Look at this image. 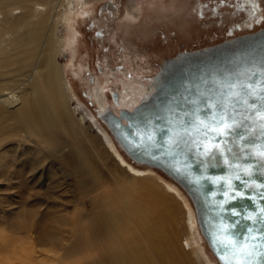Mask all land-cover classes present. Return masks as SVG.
I'll return each instance as SVG.
<instances>
[{"label": "rangeland", "instance_id": "1", "mask_svg": "<svg viewBox=\"0 0 264 264\" xmlns=\"http://www.w3.org/2000/svg\"><path fill=\"white\" fill-rule=\"evenodd\" d=\"M134 1L91 0L83 9L73 15L68 14L66 21L61 20L58 35L76 32L73 39L64 41V55L58 57L75 99L64 106L67 109V114H64L61 109H54L52 101L41 92L47 118L57 133L54 139L44 144L31 143L23 134L25 126L19 110L0 106V142L3 140L0 145V264H99L95 259L93 262L86 260L94 254L93 249L85 246L95 244L103 252V243L110 245V235L106 229L100 235H94L90 230V219L85 215L90 218L97 215L101 203L104 202L105 207L109 199L119 226L132 239L139 264L142 261L144 264H162L165 258L162 251L158 254L153 249L150 239L129 212V198L119 190L114 177L120 174L116 173L115 162L107 150L102 149L105 145L92 142V138L98 137L97 131L88 122L80 121L81 114L75 110V103L82 102L97 114V106L88 95L93 80L92 84L101 83L105 87L108 102L105 108L117 113L112 104L119 103L123 88L121 81L113 76L125 81L131 78L128 83L132 85L135 81L150 84L163 70V65L179 54L205 49L264 28V0H136L137 9H131ZM108 2L111 6L106 8ZM126 12L138 15L133 18ZM44 40L45 37L41 41ZM50 46L54 48L52 44ZM40 50L38 48L37 51ZM37 59L35 57L33 61ZM127 88L132 93L131 88ZM114 95H117V101H114ZM97 122L114 139L98 116ZM78 124L84 128V133ZM16 130H20L25 138L20 145L12 142L13 146L8 149L5 141H15ZM116 145L126 162L139 170L148 169L146 165L135 163ZM34 157L38 163L44 158L42 162L48 167L34 163ZM32 166L33 170L29 171ZM152 168L158 177L177 185L166 173ZM14 169L25 172L23 177L27 178L16 179L12 174ZM119 178L128 181L129 175L122 173ZM147 178L157 183L153 174ZM54 180L60 183H52ZM114 183L117 184L115 188ZM99 193H104L100 205L90 207L89 203ZM79 203L84 216L78 221L79 228L63 239L65 248L48 250L46 246L35 244L29 231L35 219L50 225L51 222L43 218L48 211L59 209L63 204L65 212L76 215L80 212ZM180 215L174 224L179 235L184 224L183 215ZM201 236L202 239H198L200 249L190 255V259L194 264L217 263ZM66 247L71 250H65Z\"/></svg>", "mask_w": 264, "mask_h": 264}, {"label": "bare ground", "instance_id": "2", "mask_svg": "<svg viewBox=\"0 0 264 264\" xmlns=\"http://www.w3.org/2000/svg\"><path fill=\"white\" fill-rule=\"evenodd\" d=\"M90 1L0 0V47L2 49L0 51V106L19 110L23 117L22 123L25 126L23 134L33 144L36 142L44 144L54 139L57 134L47 118L42 99L44 95L41 92L52 101L51 104H54V109H61L64 114H67V109L64 106L71 99H75V95L70 91L65 80L63 65L58 63V57L64 55V41L68 40L67 42H69V39H73L76 32L68 33L66 36H60L57 32L61 20L66 21L68 14L73 15L86 7ZM135 2L136 0L133 2L131 9H137ZM16 9H20L17 14ZM14 11L16 12L14 13ZM132 12L126 13L136 18L138 14H132ZM43 37H45V40L41 41ZM247 39L246 37L238 38L237 44L239 45ZM228 41H232V39ZM38 48H41L39 52L37 51ZM182 54H179V57L177 56L176 61L170 62L169 60L166 62L162 67L163 70L157 73L150 84L135 81V85H132L130 82L128 83L132 80L131 78L124 81L119 76L114 77L115 80L121 81V87L123 88L120 90L119 103L112 104L117 113L105 108V105L108 104L105 87L101 83H97L95 86L92 84L93 80L90 82L91 88L88 95L93 98V104L97 106V114L91 112L82 102L75 103V110L81 114L80 121L88 122V125L93 126L97 131L98 137H95V139L91 137L92 142L105 145V149L104 147L102 149L105 152L107 150L106 153H109L110 158L115 162L116 173L120 174L114 177L119 190L129 198V203H127L129 212L150 239L149 243L154 246L153 249L158 254L162 251L165 257L162 264H194L193 259H190V255L200 249L198 239H202V236L193 202L171 176L168 175L179 186L165 181L164 178H160L161 176L158 177L153 173L151 170L153 168L150 165L137 163L148 167V169L139 170L126 162L118 152L116 143L118 145L119 143H115L109 132L101 128L97 122V116L103 120L107 111H111L115 115H119L121 109L132 111L142 101L148 100L155 93L158 83L165 74L171 70L173 71L177 66L183 65L188 54ZM35 57H38V59L34 62ZM42 57L43 60L41 61L40 58ZM126 86L131 88L133 96L132 93L127 94L126 90L128 88L126 89ZM78 128L84 133V128L81 125L78 124ZM23 134L20 130H16V140L5 141L9 146L8 149L13 146L12 142L20 145L23 138H25ZM2 143L3 140L0 145ZM44 160L42 158L41 162L39 160L38 163L34 157L33 162L48 167L47 163L42 162ZM33 168L34 166L28 170L32 171ZM12 172L16 179L27 178V176L23 177L25 172L15 169ZM122 173L129 175L128 181L119 178ZM152 174L157 179L156 184L147 178ZM135 179L139 180L135 182ZM21 180L18 182H21ZM52 183L58 184L60 182L54 180ZM116 185L113 187L115 188ZM162 187L165 189L163 190ZM103 194H97L95 200L90 198L92 200L91 204L89 203L90 207H98ZM110 202L111 199L105 203V207H103L104 202H102L97 215H93L91 218L85 215L86 219H90V230L94 235H100L103 229L108 230L110 235V245L103 243V252L100 246L86 244L85 247L93 249L94 254L87 257L86 260L93 262L92 259H95L99 264H119L120 262L123 264H139V256L132 246V239L125 234V229L119 226L116 214L112 212L114 208ZM78 205L80 212H77L76 215L72 212H65V209L62 208L63 204L59 209L48 211L43 218L50 221V225H45L42 220L35 219L29 226L35 244L46 246L48 250H62L65 248L66 244L63 239L72 235L79 228L78 221H81L82 216H84V213H81V204ZM182 205L184 208H182ZM180 214L183 215L184 220L181 235L178 234V229L174 228L176 217L178 218ZM65 250L71 249L66 247ZM216 262L218 263L217 260ZM141 263L144 264L143 261ZM217 263L213 261L208 264Z\"/></svg>", "mask_w": 264, "mask_h": 264}, {"label": "water", "instance_id": "3", "mask_svg": "<svg viewBox=\"0 0 264 264\" xmlns=\"http://www.w3.org/2000/svg\"><path fill=\"white\" fill-rule=\"evenodd\" d=\"M241 36L248 39L238 45ZM241 36L185 52L188 56L183 65L167 72L148 100L132 111L121 109L119 115L107 111L103 121L134 162L164 171L184 189L195 207L201 234L219 264H228L229 253L216 243V235L223 228L242 243L259 244L243 264H264V160L259 157L264 151V134L258 114L245 111L243 105L236 106L233 113L237 123L246 125L250 139H237L235 133H209L204 140L197 134L200 121H211L220 114L216 105L227 106V84H247L259 91L264 83V28ZM227 110L233 112L232 107ZM188 120L193 121L191 136L172 143ZM147 134L153 136L151 142ZM202 145L219 147H213V153L206 156ZM248 216L253 219H245ZM250 229L255 241L250 238Z\"/></svg>", "mask_w": 264, "mask_h": 264}, {"label": "snow or ice", "instance_id": "4", "mask_svg": "<svg viewBox=\"0 0 264 264\" xmlns=\"http://www.w3.org/2000/svg\"><path fill=\"white\" fill-rule=\"evenodd\" d=\"M227 93L225 94L228 97V104H218L215 107L220 109V114L214 116L211 121H200L197 125V134H202L204 140H207L209 133H215L218 136H226L235 133L236 138L244 140L246 138L247 128L243 121L237 123L235 121V116L233 113L236 111V106H245V111H253L258 114V119L261 122L259 127L261 134H264V83L259 86V91L253 89L247 84H227ZM249 100L252 101L249 104ZM211 108L212 105H206ZM228 107L233 108V112H229ZM244 119L247 120L248 117L244 116ZM193 121H186L187 127L183 132H177L176 137L171 141L174 144H178L180 139H183L184 136H191V129ZM222 126V127H221ZM146 139L151 142L153 136L147 134ZM204 150V155H211L213 153V147L218 148V145H213L209 147L207 145H202ZM231 151V149H229ZM259 157L264 160V151L259 153ZM246 174L250 175V169L244 170ZM239 179V177H237ZM237 195L242 196V193ZM233 215H239V213H233ZM245 219H253V217L248 216ZM230 227H234L230 226ZM250 238L255 241L256 237L251 236V229L249 230ZM216 243L219 244L225 252L229 253L228 255V264H231V261L236 260L238 264H243L244 260L249 259L253 256V250L259 247L258 243L248 244L247 242L242 243L237 240L235 236L228 235L227 228H223L221 232L216 235ZM224 257H222L223 259Z\"/></svg>", "mask_w": 264, "mask_h": 264}, {"label": "flooded vegetation", "instance_id": "5", "mask_svg": "<svg viewBox=\"0 0 264 264\" xmlns=\"http://www.w3.org/2000/svg\"><path fill=\"white\" fill-rule=\"evenodd\" d=\"M109 6H111V2H108L107 4H106V8H109ZM107 73H114V72H107ZM109 75V74H108ZM113 76V75H112ZM113 77H116V76H113ZM118 77V76H117ZM123 80V79H122ZM125 81V80H124ZM126 89H127V86H126ZM127 91V94H130L131 93V91H130V89H127L126 90ZM91 100H92V102H93V98L90 96L89 97Z\"/></svg>", "mask_w": 264, "mask_h": 264}]
</instances>
